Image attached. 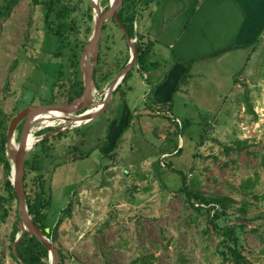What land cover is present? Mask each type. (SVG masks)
I'll use <instances>...</instances> for the list:
<instances>
[{
	"label": "rangeland",
	"instance_id": "rangeland-1",
	"mask_svg": "<svg viewBox=\"0 0 264 264\" xmlns=\"http://www.w3.org/2000/svg\"><path fill=\"white\" fill-rule=\"evenodd\" d=\"M7 1L0 0V5ZM100 5L105 12L109 0H100ZM80 7L71 16L78 24L77 36L87 42L94 27V12L89 0H84ZM43 8L33 0H18L0 18V108L11 117L28 104H43L41 100L51 96L50 85L60 63L65 66L62 81L72 71L69 53L54 55L57 42L48 39L55 37L47 33ZM146 12L149 13L141 12L138 19L140 32L141 18ZM151 19L153 23L154 15ZM104 23L100 40L105 52L101 53L100 66L110 78L100 82L102 73L97 72L99 87H93V94L98 101L103 100L105 90L130 55L119 24L112 17ZM262 31L255 41V52L248 47L219 60L196 62L189 77L176 87L172 104H161V110L170 119L154 112L147 114L150 109L156 112L148 93L152 85L147 75L151 70L142 72L134 67L121 92H113L102 112L88 122L67 126L65 130L75 133L73 140L60 141L56 147L49 146L42 152L39 142L33 145L26 157L40 162L47 170L52 190L47 224L63 264H142L143 257L148 264H232L221 260L216 250L218 237L213 232L204 233L205 216L184 203V196L178 192L181 177L165 166L164 158L184 170L188 181L195 182L194 187L205 196L228 199V221L245 225L241 233L244 255L249 264H264ZM145 34L155 38L153 30ZM161 52L158 47L155 51L153 48L151 60L164 75L172 60ZM81 53L82 49L80 56ZM121 96L130 105L136 103L132 105L143 117L135 120L133 131L122 137L114 156L108 158L101 150H107L109 145L102 143L109 142L113 132L117 133L123 125L111 121ZM34 120L32 132L36 139L67 125L57 121L42 126L35 123L37 117ZM172 120L188 123L183 133L174 138V147L182 146L179 155H170L173 144L162 140L166 127L172 131L175 128ZM23 123L24 120L15 130L16 143ZM40 131L45 133L38 134ZM68 143L83 151L94 148L88 157L69 161L73 151L63 147ZM254 173L258 174V183L244 194L240 184ZM3 178L0 165V195ZM6 207L8 215L0 221V264H19L9 252L17 204L14 201ZM60 217L62 222L53 230Z\"/></svg>",
	"mask_w": 264,
	"mask_h": 264
},
{
	"label": "trees",
	"instance_id": "trees-1",
	"mask_svg": "<svg viewBox=\"0 0 264 264\" xmlns=\"http://www.w3.org/2000/svg\"><path fill=\"white\" fill-rule=\"evenodd\" d=\"M83 1L84 0H77V3L71 4L66 0H33L35 4H40L44 6V21L47 33L55 37L48 39L49 41L57 42V48L54 51V55L57 57H61L64 55L65 52L69 53V67L72 68V71L68 73L66 80L62 81L61 77L65 74V71L63 70L65 66L60 63L56 75L53 76L55 80L50 85L51 96L42 99L41 103L43 104L70 102L73 99L79 97L83 91V81L80 73V50L83 49L84 45L86 44V41H83L77 36L76 31L78 29V24L76 23V18H73L71 16L73 12L78 11L81 8L80 6L83 4ZM17 2L18 0H8L5 4L0 5V18L6 15L9 12L10 8ZM153 4L157 5L158 0H123L121 6L119 7V19L125 25L129 35L132 38L135 37L137 40L136 42L138 47V57L135 64L130 70L135 67L138 71L147 72L152 68L158 67L157 63L151 60L154 42L148 40L146 36L139 31L138 28V19L141 12L151 11V7ZM88 15V18L91 20L92 14L89 13ZM112 20L116 22L113 17ZM102 27L103 29L105 28V23ZM72 36L74 37L72 38ZM107 47L109 48V46ZM102 52L105 51L102 48L100 40L97 61L98 64L94 68V76L96 78L97 87H99L97 80V72L101 71L100 62ZM130 72L131 71L126 74V76L123 78L121 83L117 86L114 91H119L118 93L121 92L122 85L126 82V79L130 75ZM189 75V66L186 65L185 72L182 77L178 80L176 87H178L181 82L185 81L189 77ZM109 78L110 75L108 73H102L99 81H106ZM55 87H59V89H55ZM59 97H63L64 100L60 101ZM121 98L122 101L120 104H117L115 109L116 113L111 118V121L113 120L114 123L117 125L121 123L123 125L117 133L113 132L112 136H110L109 142L104 140L102 143L104 145H109V148L107 150H101L102 155L108 156V158H112L114 156L113 152L116 151L117 146L122 137H124V135L130 130L133 131L132 124L135 122V120L140 121V119L143 117V113L137 112V109L135 108H133V111L132 109L128 108V112L124 113L123 109L124 106H127V102L125 99H123L122 96ZM154 104L156 112L151 111L150 109L147 114L152 115V112H154L155 114H160L169 119L171 118V116L166 115L167 113H163L160 108L161 104ZM168 104L170 105V103ZM10 118L11 115L4 113V111L0 108V165H2L4 173L3 194L0 195V221L5 220L8 215L9 208L6 207V204H11L14 201L17 204L16 193L10 180L11 162L7 160L5 147L6 132L8 128V121L10 120ZM172 122L175 123V128L173 129V131L166 127L167 131L165 132L166 134L168 133V135H170V138H168V136L165 134L162 136V140H164V142L167 141L173 144V146H171L172 150H170L169 153L170 155H179L181 153L182 146H179V144H177L174 147V138H177L183 133L184 129L188 126V123L184 121V123L181 124L176 122L175 120H172ZM43 133L45 132L40 131L38 134ZM72 134H75L72 130H63L51 136L44 137L41 141H39L40 152L45 151L44 149L49 146L56 147V145L60 141L62 142L73 140L75 137ZM53 141L55 142L53 143ZM100 146L97 145V147ZM63 147L71 148V151H73V157L69 159V161H75L77 159H83L88 157L94 148L93 147L86 151H83L80 150L79 146L70 145L69 143ZM164 153L165 152L162 151V154ZM51 155L52 154L45 156L48 158ZM164 160L166 162L165 166H167L173 172L179 174L181 177V185L178 189V192H180L184 196V203L189 205L195 213L203 214L205 216L206 226L204 229V233L213 232L218 237L219 240L216 250L219 256L221 257V260L224 262H230L232 264H249L246 256L242 251L243 244L241 233L244 232L243 230L245 225L233 224L228 221V202H226V200L228 199L226 197L221 196H205L204 193L194 187L195 182L188 181V174L184 170L174 165L171 161H167L165 158ZM262 161L264 163V154ZM157 167H161L160 163L157 165ZM46 172L47 170L45 169L43 164L38 161H31L29 158L26 157L24 189L26 192V205L28 207V213L32 216V219L35 224L40 229H42L50 238H52V229L47 224V217L52 203V190L50 186V180L46 176ZM258 180L259 179L257 173H254L253 176L244 179L240 184V188L243 193L247 194V192L253 189L254 186L258 183ZM62 219V217L57 219L53 230L57 229V227L62 222ZM18 220L19 214L17 204L16 221L13 223V227L10 233L9 252L10 255L19 264H21L20 260L17 258L12 249V245L15 241L16 235L19 232V228L17 226ZM16 251L24 264H49L48 250L43 246V244L38 240L35 235L29 232L24 233L20 240L17 242ZM59 259L60 264H63V258L60 251ZM142 264H148L146 257L142 258Z\"/></svg>",
	"mask_w": 264,
	"mask_h": 264
},
{
	"label": "crops",
	"instance_id": "crops-1",
	"mask_svg": "<svg viewBox=\"0 0 264 264\" xmlns=\"http://www.w3.org/2000/svg\"><path fill=\"white\" fill-rule=\"evenodd\" d=\"M148 12L141 18L142 33L154 42V51L158 47L162 56L167 53L172 60L164 75L159 67L148 72L152 85L148 93L156 104H172L186 65L190 73L198 61L219 60L233 51L254 48L264 29V0H158ZM151 30L155 38L145 34ZM132 104L124 106V113L128 106L137 108Z\"/></svg>",
	"mask_w": 264,
	"mask_h": 264
},
{
	"label": "water",
	"instance_id": "water-1",
	"mask_svg": "<svg viewBox=\"0 0 264 264\" xmlns=\"http://www.w3.org/2000/svg\"><path fill=\"white\" fill-rule=\"evenodd\" d=\"M123 0H109L108 9L103 12L100 5V0H89L92 11L94 12L93 20L94 27L90 38L84 45L80 56V73L83 81V91L81 95L70 102L64 103H52V104H28L23 109L18 111L11 117L8 123L6 132V157L11 162V174L10 180L16 193V200L18 204L19 220L17 226L19 232L16 235L15 241L12 245L13 252L21 261L17 251L16 244L23 236L24 233L29 232L35 235L43 246L48 250L49 264H60L59 250L54 246L50 237L40 229L32 219V216L28 213V207L26 205V192L24 189V174H25V159L26 154L32 149V145L28 146V136L32 127H34V119L37 115L50 110L55 109L72 115L73 119L82 120L83 122L90 121L96 114L102 112L110 103L114 90L121 83L126 74L130 71L135 64L138 57V47L136 38H132L125 25L118 17V10ZM96 12V15H95ZM110 17H113L119 26L122 28L126 41L130 47L129 59L125 66L115 75L108 86V92L105 93L102 100L103 105L98 112L87 114L90 106L98 101L93 94V89L96 87V80L94 77V68L98 60L99 54V41L102 32V26L105 21ZM94 87V88H93ZM24 120L19 141L15 148H12V143L15 141V130L18 124ZM67 125H61L56 129L45 133L42 137L36 139L35 143L41 141L44 137L51 136L67 128ZM73 125V124H71ZM77 126V125H75Z\"/></svg>",
	"mask_w": 264,
	"mask_h": 264
},
{
	"label": "bare ground",
	"instance_id": "bare-ground-1",
	"mask_svg": "<svg viewBox=\"0 0 264 264\" xmlns=\"http://www.w3.org/2000/svg\"><path fill=\"white\" fill-rule=\"evenodd\" d=\"M96 15V12H95ZM108 92V89L105 90V93ZM98 94V93H97ZM96 95V94H95ZM103 105L102 101H95L94 104H92L87 111V114L95 113L98 112ZM36 124H41L42 126H48V125H54L57 121L61 123H69V125H80L83 123L82 120H74L72 115H68L66 113H63L61 111L55 110V109H50L47 110L39 115L36 116ZM87 121V119H86ZM85 121V122H86ZM33 130L31 129L30 134L28 136V146H33L35 144L36 138L32 132ZM18 143L16 141H13L12 143V148H15Z\"/></svg>",
	"mask_w": 264,
	"mask_h": 264
}]
</instances>
